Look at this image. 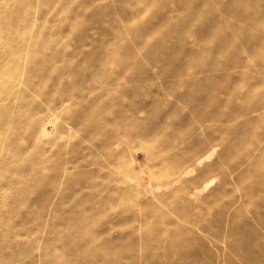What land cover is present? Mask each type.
Instances as JSON below:
<instances>
[{
	"label": "rangeland",
	"instance_id": "obj_1",
	"mask_svg": "<svg viewBox=\"0 0 264 264\" xmlns=\"http://www.w3.org/2000/svg\"><path fill=\"white\" fill-rule=\"evenodd\" d=\"M0 264H264V0H0Z\"/></svg>",
	"mask_w": 264,
	"mask_h": 264
}]
</instances>
